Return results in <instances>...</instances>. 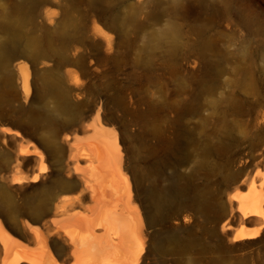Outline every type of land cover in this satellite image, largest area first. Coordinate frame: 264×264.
<instances>
[{
    "label": "bare ground",
    "instance_id": "6f19581e",
    "mask_svg": "<svg viewBox=\"0 0 264 264\" xmlns=\"http://www.w3.org/2000/svg\"><path fill=\"white\" fill-rule=\"evenodd\" d=\"M46 2L21 0L5 3L0 10L4 88L0 95L12 91L14 79L9 71L17 56L30 61L36 93L30 95L27 77V95L24 99L16 95L11 113L17 131L13 175L0 188V264H144L155 234L168 236L172 219L188 208L225 219L221 230L230 242L245 241L249 223L262 233L264 171L246 185L245 193L237 187L228 195V205L218 210L211 208L217 201L215 193L196 182L201 175L220 181L240 177V172L233 173L230 159H220L234 143L228 126L216 141L206 133L195 140L180 127L173 141L167 95H120L117 79L106 86L110 95H72L60 66L67 61L72 43L84 42V25L75 15L80 5L71 1L74 16L69 18L65 11L68 18L56 29L42 25L41 33L28 31L36 16L43 17L41 7ZM152 2L147 12L133 3L122 13L110 15L113 0H86L118 36L115 53L109 39L103 60L112 63L114 77L124 58L133 53L140 64L145 57L153 60L161 49L169 56L177 52L181 29L161 0ZM161 22L168 23L155 29ZM57 38L60 48L55 49ZM200 45L207 48L210 42L201 36ZM42 60L56 64L46 69L47 62L40 67ZM73 63L83 65L85 59ZM108 74L105 71V77ZM201 96L187 115L199 112ZM31 136L39 139L40 149H32ZM189 158L195 165L186 174L183 159ZM156 246L175 253L195 248L178 236H168Z\"/></svg>",
    "mask_w": 264,
    "mask_h": 264
},
{
    "label": "rangeland",
    "instance_id": "374dc122",
    "mask_svg": "<svg viewBox=\"0 0 264 264\" xmlns=\"http://www.w3.org/2000/svg\"><path fill=\"white\" fill-rule=\"evenodd\" d=\"M71 1L80 5L75 15L84 25V42H73L67 51V61L60 66L64 85L72 95H110L106 86L114 79L118 81L120 95H167L171 103L173 141L180 127L187 129L195 140L206 133L211 141H216L217 134L228 126L234 143L230 152L220 159H230L233 173L240 172V177L235 181H220L215 176L201 175L203 178H197L196 182L208 185L215 193L217 201L212 210L228 205L227 197L237 187H243L245 193L246 185L264 171V0H161L182 32L177 52L169 56L161 49L153 60L145 57L140 64L136 63L133 53L124 58L115 77L112 63L106 64L103 60L109 52V39H113L115 53L118 36L105 26L100 13L92 12L86 0H47L41 7L43 17L36 16L27 30L41 33L42 25L56 29L66 17L65 11L69 18L74 16L70 11ZM113 1L115 6L110 15L122 13L133 3L142 5L146 12L154 5L153 0L119 4ZM20 2L0 0V10L5 3ZM166 23H157L155 29ZM130 35L134 37V33ZM201 36L210 42L209 47H201ZM55 43V49L60 48L58 38ZM81 58L85 64L73 63ZM46 62V69L56 64L42 60L40 67ZM105 71L109 73L107 77ZM9 74L14 79L12 91L0 95V188L6 187L3 180L13 175L17 130L11 113L17 104L16 95L23 99L27 95V77L30 95H36L34 70L28 59L17 56ZM1 92L4 88L0 75ZM199 95H202L199 112L187 115L193 102L199 101ZM29 139L33 150L41 148L36 136ZM183 164L186 168L182 172L188 174L195 161L183 159ZM171 172L177 173L175 169ZM226 224L225 219L209 218L208 212L184 209L172 219L168 236H178L186 243H193L195 248L182 253L158 250L156 244L168 236L155 234L148 243L150 248L144 264H264V230L258 233V227L249 223L245 227L249 237L246 235L245 241L230 242L221 230ZM233 226L237 229L236 221Z\"/></svg>",
    "mask_w": 264,
    "mask_h": 264
}]
</instances>
